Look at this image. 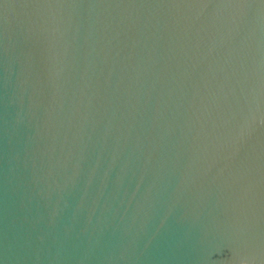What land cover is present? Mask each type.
Wrapping results in <instances>:
<instances>
[{
  "label": "water",
  "instance_id": "1",
  "mask_svg": "<svg viewBox=\"0 0 264 264\" xmlns=\"http://www.w3.org/2000/svg\"><path fill=\"white\" fill-rule=\"evenodd\" d=\"M0 264H264V0H0Z\"/></svg>",
  "mask_w": 264,
  "mask_h": 264
}]
</instances>
